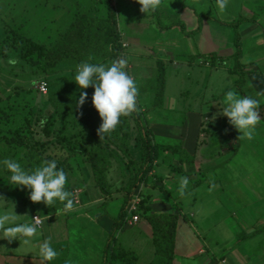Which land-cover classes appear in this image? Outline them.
<instances>
[{"label":"crops","instance_id":"1","mask_svg":"<svg viewBox=\"0 0 264 264\" xmlns=\"http://www.w3.org/2000/svg\"><path fill=\"white\" fill-rule=\"evenodd\" d=\"M119 1L122 2L123 0ZM62 9L58 7V9L53 10V13L56 14V17H60L61 20H66L69 14L67 10L64 11ZM135 10L136 8L133 7L132 11ZM175 10L182 16V22H174L164 27L171 31L170 29L180 26L179 23H181L184 30L181 31L182 33L178 37H170V43L182 44L188 42L193 34L197 37V41L193 43L191 39V43L180 51L173 50L169 52V50H165L163 56V62L165 63V95L157 107L153 104L155 96L145 98L143 100L144 105L149 108L142 118L154 139L158 141L157 143L180 145L183 151L193 157V162L180 161L177 158V154L164 151L160 158L154 161V166L148 173L149 178L147 181H151V184L146 181L133 192L126 206L127 215L124 218L123 225L140 227L139 231L142 238L135 243V245H139L136 249H140V251L135 252L133 247L125 249L117 243L116 236L120 235L119 231L123 228L115 234L114 243L111 244L119 252L128 253V256L133 260V264H138L141 261L139 253H144L145 248L143 246H148L150 241L153 243L151 226L137 214L141 200L140 196L146 192L148 193L147 195H150L149 206L151 212L156 213L152 211L153 206L161 204L167 199L165 189L174 188L177 199L180 196L178 194L179 184L168 183L173 182V178L178 180L175 178V171H178L177 177L179 178H191L197 171L206 173L209 169H213L216 173L220 172V165H222L221 163L218 166L219 169H216L215 155L211 151L209 153L206 150L201 151V147L206 143H210L213 146L211 138L217 139L219 137L220 141H222V136L225 133L223 128L227 125H223L210 112L197 110H184L183 115L181 117L179 115L180 118L178 117L179 119L177 120L173 118L164 120L156 117L162 109L171 115L181 112L175 109L173 105H166L167 87H181L180 81L188 71L199 68L201 72L203 68L207 71L200 74L205 76L207 81L204 79L200 85L205 87V92H210L212 102L217 100L212 97L219 99L223 92L225 93L229 90H235L241 96L251 95L256 97L257 93H264V0H229L227 8L223 12L219 11L214 0H177ZM84 12L89 17L106 19L108 15L106 0H85ZM56 17L53 19L55 25L60 24ZM188 23H191V25L189 24L191 31L186 29L185 25ZM116 31L122 47L121 51H123L124 41H129L126 40L128 36L118 26L117 22ZM51 34L52 32L50 36ZM163 35L165 36V34ZM132 37L134 38V36ZM130 40L139 41L135 38ZM127 52L129 54L126 55L128 60L126 71L136 82L139 92L143 89L141 87L146 89L147 85L150 86V84L148 80L141 79L137 74L138 72H135L134 66L130 64L131 53L129 50ZM121 54L124 58L125 54L122 52ZM66 73L74 75L75 71L65 70L57 73L55 77H60ZM157 73H155V76ZM212 81H215V87H223V89L217 90V88L213 91L209 88L214 87ZM137 106H141V103L137 104ZM165 106L168 107L166 108ZM149 110H153L152 112L150 111L152 118L151 116L147 117V115H151L148 113ZM260 111H264V104L260 106L259 113ZM99 123H102V121L100 117H97L95 125ZM128 123L130 124V120ZM96 128L99 129V126ZM256 129L257 131L252 140L241 139V157H254L251 158V165L256 167V171H264V165L260 160L261 157L264 158V121L262 119ZM132 135L131 125L126 145H124L111 141L110 135L108 133L105 134L109 142V146L105 149L112 156L111 166L106 176V182L110 187L107 195H103L97 188L88 160L86 158L84 160L81 154L69 157L66 149H62L59 146L46 148L44 154L54 158L55 155H62L63 153L65 158L61 161L66 167V173L70 171L79 172V178L75 179V175H73L74 183L68 186L71 193L70 199L73 201L70 209L60 211L64 208L63 202L49 206L42 202L44 205L43 209H39L38 203H32L27 206L21 195H17L15 187H11L12 189L6 188V190L0 188V197H3L7 203L14 205V214L18 216L17 223H24L26 220L36 216L41 220L38 234L32 238L30 246L26 247L18 240H13L11 243L7 240H0V264H47L38 255L39 245L45 239H50L52 246L58 252L57 258L51 264H104L105 248L113 230L114 221L120 214L115 216L112 211H108V206L116 205L119 202L120 204L122 203V209L127 194L126 190L125 193L123 190L127 187L130 180L126 163L129 160L134 161L137 165L141 163L143 149L139 153L133 147L135 141H132ZM138 139H140L139 133ZM85 140L90 141V138L88 137ZM242 140L244 141L242 142ZM250 141L253 142L254 146L250 145ZM222 142L223 144H221L220 148L223 150L226 149L229 142L228 140H223ZM89 149L91 147L87 146L85 142V150L89 151ZM87 154L88 152H85V156ZM74 160L77 161L76 165L71 162ZM242 160L244 166L242 165L241 172H245V175H241V188L244 186L250 188L251 185L246 182V178L249 179V176H251L249 173L254 172L255 169L247 168L244 158ZM253 160L255 163H253ZM248 162H250L249 159ZM6 179L8 178L0 180V183H6ZM205 182H209L206 185L210 188L217 187L215 178L206 179ZM253 184L258 187L260 183L253 182ZM253 184L252 188H255ZM117 187L124 188L122 193L116 191ZM183 197L185 198L186 194L181 196V198ZM135 198L139 201V204L133 208L132 200ZM253 201H246L245 203L250 204L251 209L241 212V220L245 219H242L243 215L247 216L246 221L249 222V226L253 229L249 231L252 234L249 235V238L260 233L262 229L259 228L263 227L264 229V210H261L258 206L261 204L260 199ZM33 207H35L34 211ZM242 209L246 210L245 206ZM3 210L5 209H0V211ZM6 210H11V207L6 206ZM157 214H161V212ZM188 215L190 218L195 217L192 212H189ZM180 216L176 223L173 259L161 260L157 257L153 244L152 252L154 254L151 252L153 259L150 260L149 258L150 264H243L251 262V258L247 256L248 246L241 249V254L236 251L230 252L226 246L228 241H211L202 230L201 232L194 230L185 223L184 219H180ZM133 217L138 218L135 223L132 222ZM260 219H262L261 222L258 221ZM262 237L264 240V234ZM257 238H259V235ZM74 243L76 244L75 253L80 255L75 258L72 257V245ZM261 259L264 260V256ZM143 261H148V259L144 258Z\"/></svg>","mask_w":264,"mask_h":264},{"label":"rangeland","instance_id":"2","mask_svg":"<svg viewBox=\"0 0 264 264\" xmlns=\"http://www.w3.org/2000/svg\"><path fill=\"white\" fill-rule=\"evenodd\" d=\"M176 1L177 0H162L160 7L157 8L155 12H149L147 14L140 11L141 6L136 0H123L122 2L113 0L112 2L115 20L118 26L121 27L128 36L126 40H129L127 42L124 41V50L122 51V53L125 54L124 58L129 54L127 52V50H129L132 57H130V64L134 66L135 72H138V76L143 80H148L150 84V86L147 85V90L141 87L143 89L138 92L137 104L141 103V106H137L136 111L140 113L139 115H141V118L147 113L149 108L144 105L145 103L143 100L147 97H154V89L156 90V87H161V85L156 82L157 75L155 76V73L158 72L159 69L158 63H161L163 69L165 67V63L163 62L165 50H169V52L173 50L180 51L184 49L187 44L191 43V39L193 43L197 41V37L194 34L191 35V33L189 34L191 35V39L188 42L182 44L170 43V37H178L182 33L181 31L184 30L183 24L181 23H179L180 26L170 29L171 31L164 27L174 22H182V16L175 10ZM58 7L63 8L62 10L64 11L67 10L69 16L66 20H61L60 17H56V14L53 13V10L58 9ZM133 7L136 8L135 11H132ZM84 11L85 0H0V151L5 154L8 153L6 156L7 159H15L22 165L29 152L33 151L42 156H47V154H44L46 152L45 147L41 148L40 145L44 142L47 148L57 147L61 145V141H58L61 139V136L56 134L55 138L47 140L44 138L45 132H53V134H55V132H59L60 134L63 133L61 135L64 137L66 133L80 134L86 131L85 124L87 118L85 106L86 109L92 106L91 98L94 89L89 87L84 90L87 93V101L83 106L84 110L80 107L79 110L68 115L70 118L74 117V125L71 126V124L66 121L65 124L63 120L56 122L53 118V109H51L48 97L53 92L57 93V91L64 93L66 97L73 94L80 95L81 91L78 86L70 87L66 84H63V87H52L54 83L57 85L58 81L60 82L61 80L54 81L53 79L56 78L50 77L49 69L44 68L45 62L43 58L39 56V52L30 42L23 41L24 38H27L33 41V43H36L35 45L39 43L51 47L62 37L64 31L77 17L85 14ZM55 17L60 24H54L53 19ZM189 24L191 25V23H188L185 26L188 31H191L192 29L189 27ZM51 32L53 35L51 34L50 36ZM162 33L165 34V36ZM132 36L139 41L135 42L134 40H130L134 39ZM205 71L207 70L203 68L201 72L199 68L188 71L185 77L180 81L181 87H167V98L165 96L167 101L166 105H173L175 109L181 112L171 115L162 109L158 112L156 117L164 120L172 118L177 120L183 115L184 110L210 112L217 117L223 125H227L223 128V130L225 129V133L222 139L224 141L228 140L229 144L232 146L230 147L228 144L226 149L222 150L220 146L223 144V140L220 141L219 137H217V139L211 138L213 146L210 143H206L201 147V151L206 150L207 153L211 151L215 155L214 160L217 164L216 169H219L218 166L222 163V165H220V172L216 173L215 170L209 169L206 173L204 171H197L191 178L187 177L189 185L185 192V198H181L180 195L179 197L181 199L179 197L177 199L175 194L176 190L174 188L165 189L164 191L167 199L161 204L159 203L156 205L154 203L156 206H153L152 211L156 213H177L179 216L181 215L180 219H184L185 223L190 225L194 230L198 232L202 230L208 235L211 241H228L226 246L230 252L236 251L241 254V249L248 246L247 256L251 258V262L243 264H264V260L261 259L264 256L263 227L259 228L262 229L260 233L250 236L249 238L251 234L249 231L253 229L249 226V222L246 221L247 216L243 215L242 219H245L241 220V212L251 209L250 204L245 203L246 201L249 202L254 200L253 202H255L256 199H260L261 204L258 206L261 210H264V171H256V167L251 165V158L254 157H241V139H239L241 134L229 124L226 117L219 115V109L222 108L220 102L224 92L222 94L220 93L221 97L219 99L217 97H212L217 99L212 102L209 94L210 92H205V87L200 85L204 79L207 81L206 77L200 74L205 73ZM212 82L214 83V87L209 88L213 91L217 88V90L223 89V87H215V81ZM43 84L47 86L45 94L40 92V88ZM61 85L62 83L60 82L59 86ZM148 90L149 92L147 93ZM164 95L165 90L163 91V97ZM153 100V104H155V99ZM165 107L167 108L168 106ZM150 111L152 112L153 110H149L148 113L151 114ZM132 113L128 115V119L130 120L129 125H132L133 130L132 141H135L133 147L141 153V140L138 139L139 132L132 120ZM149 116L152 118V114L147 115V117ZM41 121H43V124ZM144 122L142 118L141 123L144 125V128H146L147 125ZM55 123L56 125H54ZM100 125L101 123L96 125V127H100ZM110 133L108 134L110 135ZM21 140L26 145L25 147L21 146ZM243 141L244 140H242V142ZM155 142L158 141L155 140ZM252 143L253 142L250 141V145L254 146ZM77 145L79 146V144ZM80 146H85V144ZM64 158L65 155L62 153V155H55L51 160L55 159L58 168H63L66 172V167L61 161ZM177 158L179 157L177 156ZM242 158H244L247 168L255 169L254 172L249 173V175H251L249 179L246 178V182L251 185L250 188L245 186L241 188V175H245V172H241V168L244 166ZM248 159L250 162H248ZM260 160L264 165V158L261 157ZM71 162L74 165L77 164L76 160ZM132 162L137 165L134 161ZM253 163H255L254 160ZM213 168H215V166H213ZM127 171L130 175L131 169ZM177 172L178 171H175L176 177H174L178 180L173 178V182L168 183L178 184L179 177H177ZM66 174L68 177L66 190L69 191L68 186L74 183L73 175H75V179L79 178V172L74 173L70 171ZM210 178H215L217 180L216 188H210L206 185L209 182H205V180ZM5 181L6 183H0L1 189L6 190V188L12 189L11 187H14L10 184L8 179ZM147 182L151 184V181ZM253 182L260 184L256 187ZM252 184L255 188H252ZM15 188L18 193L17 195H21L27 206L32 204L28 198L27 189ZM121 188L117 187L116 191L122 193L124 188ZM125 189L123 190L124 193ZM175 198L176 200H174ZM60 203L61 202H57V204ZM121 205L122 203L120 204L119 202L116 205H110L108 206V211H112L116 216L120 213ZM37 206L39 209L44 208L42 202L38 203ZM244 206L246 210L242 209ZM34 208L35 207H33V211ZM189 212H192L195 217L190 218L188 215ZM261 220L262 219L258 221L261 222ZM123 226V229L119 231L120 235H115L117 243L125 249L133 247L135 252H139L140 249H136L139 245H135V243L138 239L142 238L139 231L140 227ZM258 235L259 238H257ZM220 242L219 244H221ZM111 244L112 241L110 242V245ZM72 246V257L75 258L80 256L75 253L76 244L74 243ZM143 247L145 251L144 253H139L141 261H139L138 264H150L149 258L150 260L153 259V255L151 254L153 243L150 241L148 242V246ZM110 253H112L111 248L107 256L109 258L111 256ZM152 253L154 254V252ZM144 258H147L148 261H143ZM109 261L110 260H108V263ZM114 264H127V260L124 259L121 262L116 261Z\"/></svg>","mask_w":264,"mask_h":264},{"label":"trees","instance_id":"3","mask_svg":"<svg viewBox=\"0 0 264 264\" xmlns=\"http://www.w3.org/2000/svg\"><path fill=\"white\" fill-rule=\"evenodd\" d=\"M108 15L107 18L102 20L100 18L89 17L81 15L77 17L64 31L62 37L55 42L51 47H47L44 44L35 45L30 39L24 38L23 41H28L33 45L34 48L39 52V56L43 58L45 65L44 68L49 69L50 77H55L59 72H64L65 70L75 71L76 65L81 62H93V63H104L109 64L111 61L122 58L121 54V44L116 31V20L115 13L112 7V0H106ZM23 38V37H21ZM30 40V41H29ZM158 73L156 76V82L161 85V87H156L155 91V106H159L163 99L164 91V69L161 63H158ZM73 74L66 73L60 77H55V80H61V86H59V81L57 85L55 83L52 87H63L66 84L70 87H77L73 82ZM65 86V87H68ZM240 88V87H238ZM78 94H73L68 97L64 93L59 91L53 92L49 97L48 101L53 109L52 114L56 122L63 120V123H70L71 126L75 124L74 117L70 118L68 116L74 113L82 106L76 105V98ZM264 111H260V117L264 121ZM86 113V131L83 133H66L62 137L59 132L44 133V138L47 140L50 138H55V135L61 136V145L59 147L66 148L69 157H73L75 154H81V157L91 165L92 174L96 183L97 188L103 193V195L109 194L110 187L106 182V174L111 166V154L106 151L109 145L108 137L105 135L101 138L98 134V129L95 125V120L99 116L98 112L95 110L93 105L91 107L85 106ZM138 111L132 113V119L136 127L138 128L139 138L141 140V146L143 149L141 164L135 165L131 160L126 163L127 169L130 171V180L126 187V198L124 205L121 209L119 216L114 221L113 230L109 237L107 247L105 248L104 264L115 263L116 261L121 262L124 259L127 260V264H133V260L128 256V253L119 252V250L112 245L114 242L115 234L122 228L124 224V218L127 215L126 206L131 199L133 192L141 184H144L148 180V173L154 166V161L160 158L164 151H170L171 153L177 154L180 161H186L189 163L193 162V157L189 156L185 151H183L180 145H166L162 143L155 142L154 137L150 133V130L141 123V115ZM66 121V122H65ZM56 125V123L54 124ZM130 132V125L128 123V116H122L119 124L114 131L110 133V140L119 142L126 145L128 136ZM79 136V137H78ZM90 138L87 143L86 138ZM63 141V142H62ZM21 146H26L22 140L20 141ZM87 144L91 149L85 150V146H80L82 144ZM58 144V143H57ZM79 144V146L77 145ZM47 145L43 142L40 147L45 149ZM65 146V147H64ZM78 146V147H77ZM85 152L88 154L85 156ZM8 153L0 151V161L7 159ZM26 160L22 166L26 169H34L40 166L44 161L51 160L52 157L49 155L42 156L35 152H29L26 155ZM135 165V167H134ZM133 166V167H132ZM9 173L4 169L3 165L0 164V180L8 178ZM146 192L141 196L140 204L138 207L137 214H139L147 223L151 226L153 231V244L155 246L156 255L162 260H172L173 250L175 245V232L176 223L179 215L177 213H152L150 209V195ZM112 249L110 258L107 257L109 249ZM111 262V263H110Z\"/></svg>","mask_w":264,"mask_h":264},{"label":"clouds","instance_id":"4","mask_svg":"<svg viewBox=\"0 0 264 264\" xmlns=\"http://www.w3.org/2000/svg\"><path fill=\"white\" fill-rule=\"evenodd\" d=\"M140 4V11L144 14L154 12L160 7L162 0H136ZM220 12H223L229 0H214ZM128 60L119 58L109 64L81 62L75 67L73 82L78 86L81 94L76 98V105L82 106L87 101L89 87L94 89L91 102L102 121L98 134L102 138L105 134L115 130L122 116H128L137 108L138 87L131 75L126 71ZM222 108L219 115L226 117L229 124L241 135L239 139L252 140L256 132V126L261 123L259 108L264 104V93L241 96L235 90L224 93L221 100ZM215 119V117H213ZM43 124V121H41ZM4 169L9 173L8 179L11 185L28 190V198L32 203L43 202L45 205H55L63 202L66 211L72 207L71 193L66 190L68 177L63 168H58L55 159L44 161L34 169L26 170L15 159L0 161ZM178 191L185 195L189 185L187 177H180ZM10 206L11 210H6ZM0 240L11 243L18 240L23 245L30 246L32 238L38 234L41 220L38 216L17 223V215L14 214V205L7 203L0 197ZM40 258L51 264L57 256V250L52 246L50 239H45L38 249Z\"/></svg>","mask_w":264,"mask_h":264},{"label":"built area","instance_id":"5","mask_svg":"<svg viewBox=\"0 0 264 264\" xmlns=\"http://www.w3.org/2000/svg\"><path fill=\"white\" fill-rule=\"evenodd\" d=\"M122 58H123V55H122ZM46 87H47L46 84H43V85L41 86V88H40V92H41V93L43 92V93L45 94V92H46V90H47ZM138 204H139V201H138L136 198L132 200V207H133V208H135ZM137 220H138L137 217H133V218H132V222H133V223H135Z\"/></svg>","mask_w":264,"mask_h":264}]
</instances>
